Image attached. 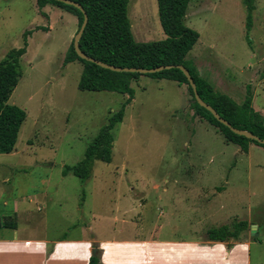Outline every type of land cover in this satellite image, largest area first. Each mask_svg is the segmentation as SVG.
Returning a JSON list of instances; mask_svg holds the SVG:
<instances>
[{
    "label": "rangeland",
    "instance_id": "374dc122",
    "mask_svg": "<svg viewBox=\"0 0 264 264\" xmlns=\"http://www.w3.org/2000/svg\"><path fill=\"white\" fill-rule=\"evenodd\" d=\"M255 4L249 29L244 0H190L186 23L200 38L187 59L216 89L238 96L229 94L238 103L248 85L252 92L262 89L255 102L264 106V0ZM47 7L51 9L41 10L37 0H0V60L23 47L24 33L32 30L20 59L22 74L9 99L27 116L15 150L0 154V195L6 191L22 204L24 197L41 192L31 201L28 197L30 213L24 218L52 238L88 232L89 224L101 239L135 238L159 224L163 239L205 237L202 211L191 214L201 228L195 233L198 229L184 209L185 220L168 223L161 209L179 198L182 172L184 179L194 180L183 193L192 198L197 190L199 200L206 196L204 188L219 189L228 179L227 191L217 198L218 210L257 225L256 232L251 231L253 264H264V152L237 154L235 144L226 143L214 125L195 114L187 84L141 75L132 82L134 98L113 129L112 162L95 161L86 181L72 172L63 174L65 165L84 158L128 95L79 88L83 63L64 62L79 29L77 18L54 5ZM128 15L137 41L166 37L157 0H130ZM4 219L15 221L11 216Z\"/></svg>",
    "mask_w": 264,
    "mask_h": 264
},
{
    "label": "trees",
    "instance_id": "16d2710c",
    "mask_svg": "<svg viewBox=\"0 0 264 264\" xmlns=\"http://www.w3.org/2000/svg\"><path fill=\"white\" fill-rule=\"evenodd\" d=\"M74 1L79 2L88 14V23L80 39V47L85 53L103 62L121 67L154 68L168 64H183L193 76L197 90L204 101L213 106L234 127L252 131L264 138V116L253 107V92L250 86L247 87L244 101L239 104L227 93L216 89L207 78L200 74L198 67L187 59L188 53L200 38V33L186 23L190 0H157L159 17L166 37L153 41L136 40L128 15L130 0ZM255 3L256 0H244L248 12L247 27L249 29L253 26ZM37 4L41 10L51 4L75 14L78 17L79 28L84 20L83 11L62 1L37 0ZM43 13L47 16V13ZM30 33L32 30L24 33L23 47L11 49L0 60V154L15 150L19 132L27 116L23 108L10 103L9 99L22 74L20 59L27 52V37ZM74 61H80L84 65L79 82L80 89L112 91L128 95L126 103L118 112L109 117L107 123L101 127L99 133L88 145L84 158L75 165L64 166V175L72 172L82 181H86L92 175L95 161L112 162L115 141L113 129L118 122L123 120L125 108L134 98L135 91L132 82L137 81L143 74L117 72L82 59L76 52L74 41H72L64 62L67 64ZM146 75L174 80L180 85L187 84L192 99H194V91L181 69L171 68ZM191 105L195 109V114L214 125L227 143L237 144L245 152L249 150L251 143L264 147V144L256 140L234 133L199 103L192 102ZM16 226V220H0V229ZM249 230L250 223L247 220L234 219L229 224L210 227L206 234L208 240L227 242L228 247H231L234 242L246 239ZM95 246L98 250L91 256L89 264H103L102 249L98 244Z\"/></svg>",
    "mask_w": 264,
    "mask_h": 264
},
{
    "label": "crops",
    "instance_id": "0c3cea01",
    "mask_svg": "<svg viewBox=\"0 0 264 264\" xmlns=\"http://www.w3.org/2000/svg\"><path fill=\"white\" fill-rule=\"evenodd\" d=\"M48 5L43 8L44 11L51 9L47 7ZM56 7L55 10H65ZM76 18L77 25L78 17L76 16ZM260 90L262 89L256 90L253 88V107L264 116V106H256L255 102V95L259 94L258 91ZM225 93L238 97L231 92L225 91ZM245 97L246 95L241 96L242 102ZM235 145L237 154H247L252 157L253 152H257V156L264 152L263 146L260 147L261 145L256 143H251L247 152L243 151L239 145ZM180 176L181 180L179 179L177 184L183 183L184 185L181 186L182 191L179 198L168 202L164 206L165 208L162 207L161 209V214L165 217L166 223L170 219L183 220L185 215L183 209L187 213L186 219L188 222L191 226L195 224L194 228L198 229V231L195 230V233H199L201 228H197L198 219L195 216L192 217L191 214L199 210L203 212L200 224L207 227L206 231L210 227L229 224L233 219H242L238 217L237 213L230 212L225 216L218 210L217 198L227 191L228 179L227 186H220L219 189L214 187L206 190L204 188L203 194L206 196L203 200H199L200 194L197 190H193L195 195L192 198L183 193L194 186L192 184L194 180L190 182L184 179L187 175L183 172ZM192 176L195 178L196 175L193 174ZM48 180L45 178L43 182H48ZM182 180L187 183L185 184V181L182 182ZM40 193L35 191L33 194H29L27 198H23L21 204L20 200L13 194L9 195L6 191H1L0 196L4 198L3 204H0L1 217H14L17 226L15 228L3 227L0 229V264H89L93 249L97 247L95 244H98L102 249L103 264H253L252 245L255 241L251 239V230L257 228V225H253V223H250L251 229L248 232V237L234 242L231 247H228L227 242L208 240L206 231L205 237L201 235L163 239L158 236V230L160 227L162 228L160 224L153 231L135 238L101 239L95 234L92 224L85 227L88 232H82L76 236L52 238L37 231L36 225L30 222L29 217L27 220L24 218V214L28 216L30 213V209L25 205L28 197H31L29 198L31 201V199H34L32 197L36 198ZM40 207L39 209L42 210L43 208ZM220 208L223 209V206ZM118 215H114V218L119 217ZM72 225L74 224L72 223ZM191 230H193V227H191ZM2 231L6 233L2 234Z\"/></svg>",
    "mask_w": 264,
    "mask_h": 264
},
{
    "label": "water",
    "instance_id": "95a60500",
    "mask_svg": "<svg viewBox=\"0 0 264 264\" xmlns=\"http://www.w3.org/2000/svg\"><path fill=\"white\" fill-rule=\"evenodd\" d=\"M58 1H62L66 4L69 5H73L77 8H79L81 11H83L84 13V20L80 26V28L78 29L77 33L74 36V47L76 52L78 53V55L82 58V59H86L88 61L94 62L104 68L107 69H111L113 71H117V72H139L142 74H149V73H155V72H159V71H163L166 69H171V68H179L181 69L184 74L186 75V77L188 78V81L194 91V99L192 100L193 103L197 102L199 103L201 106L205 107L206 109H208L213 115L214 117L220 121L221 123L225 124L226 126H228L234 133L238 134V135H242L245 136L249 139H253L258 141V143L260 144H264V138L259 137L258 135L254 134L252 131L246 130V129H240L237 127H234L227 119H225L224 117H222L219 112L213 107L211 106L209 103H207L206 101H204L202 99V97L200 96L198 90H197V85L196 82L194 81L193 76L191 75L189 69L183 65V64H168V65H161L158 67H154V68H143V67H121V66H116L113 64H109L106 62H103L101 60H98L90 55H88L87 53H85L81 47H80V39L84 33V30L86 28V25L88 23V14L85 11L84 7L79 3L76 2L74 0H58ZM252 233L256 232V230L254 228H252ZM98 250L97 247H95L93 249V253H96Z\"/></svg>",
    "mask_w": 264,
    "mask_h": 264
}]
</instances>
